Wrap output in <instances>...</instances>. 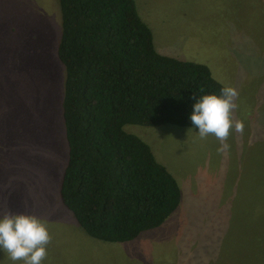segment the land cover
I'll list each match as a JSON object with an SVG mask.
<instances>
[{
    "label": "rangeland",
    "instance_id": "rangeland-1",
    "mask_svg": "<svg viewBox=\"0 0 264 264\" xmlns=\"http://www.w3.org/2000/svg\"><path fill=\"white\" fill-rule=\"evenodd\" d=\"M133 1L159 54L204 64L236 90L242 131L218 151L194 126L124 125L174 177L180 202L130 242L89 237L59 197L68 148L58 2L0 0V215L45 222L42 264H264V0Z\"/></svg>",
    "mask_w": 264,
    "mask_h": 264
},
{
    "label": "trees",
    "instance_id": "trees-1",
    "mask_svg": "<svg viewBox=\"0 0 264 264\" xmlns=\"http://www.w3.org/2000/svg\"><path fill=\"white\" fill-rule=\"evenodd\" d=\"M57 2L68 148L59 197L89 237L130 242L165 222L180 190L123 126L193 127V100L224 86L204 64L159 54L133 0Z\"/></svg>",
    "mask_w": 264,
    "mask_h": 264
},
{
    "label": "clouds",
    "instance_id": "clouds-1",
    "mask_svg": "<svg viewBox=\"0 0 264 264\" xmlns=\"http://www.w3.org/2000/svg\"><path fill=\"white\" fill-rule=\"evenodd\" d=\"M237 96L231 86L219 89V94L201 95L193 100L188 114L190 124L201 138L214 136L221 141L218 151H227L230 130L242 131L240 121H233V103ZM50 240L44 221L32 215L5 212L0 215V264H42L46 257V245Z\"/></svg>",
    "mask_w": 264,
    "mask_h": 264
}]
</instances>
